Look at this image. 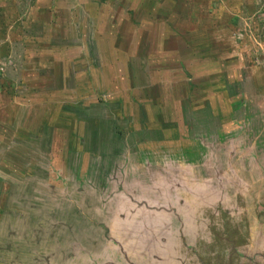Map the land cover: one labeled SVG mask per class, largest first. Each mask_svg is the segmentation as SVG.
I'll use <instances>...</instances> for the list:
<instances>
[{
    "label": "rangeland",
    "instance_id": "obj_1",
    "mask_svg": "<svg viewBox=\"0 0 264 264\" xmlns=\"http://www.w3.org/2000/svg\"><path fill=\"white\" fill-rule=\"evenodd\" d=\"M0 264H264V0H0Z\"/></svg>",
    "mask_w": 264,
    "mask_h": 264
},
{
    "label": "crops",
    "instance_id": "obj_2",
    "mask_svg": "<svg viewBox=\"0 0 264 264\" xmlns=\"http://www.w3.org/2000/svg\"><path fill=\"white\" fill-rule=\"evenodd\" d=\"M113 192H111L110 195L107 198V201L109 202V205H111V202L114 201L115 198H117V197H118L117 199H119V198H124V199L126 198V199H128V197H129L128 196V193H123L122 191L121 192H118V193L116 191H113ZM108 207L110 208V206H108ZM111 210H113V208ZM109 216H110V214H109ZM110 224L111 223H106V227L108 228V230H110V227H109V226H111Z\"/></svg>",
    "mask_w": 264,
    "mask_h": 264
}]
</instances>
